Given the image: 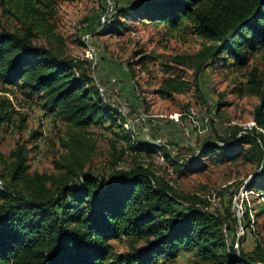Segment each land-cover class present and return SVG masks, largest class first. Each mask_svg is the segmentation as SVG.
<instances>
[{
    "label": "trees",
    "instance_id": "obj_1",
    "mask_svg": "<svg viewBox=\"0 0 264 264\" xmlns=\"http://www.w3.org/2000/svg\"><path fill=\"white\" fill-rule=\"evenodd\" d=\"M56 12L54 0H0V14L15 23L0 28V83L38 97L45 114L77 129L123 127L124 114L101 90L87 61L40 41L44 35L63 43L55 31ZM122 16L174 32L191 29L199 36L204 43L195 56V89L207 67L231 63L242 68L252 54L264 50V0H140L117 8L105 27L121 31ZM128 69L133 71L131 65ZM249 83L261 98L255 121L264 129V80L256 68L249 73ZM187 89V82L170 79L158 93L171 96ZM15 113L10 100L0 98V128L13 126ZM127 136L126 147L137 157L159 154L171 161L173 170L185 166L167 145ZM218 139L225 146L205 144L203 155L220 151L236 160L247 146L248 154L263 165L259 174L264 180L261 131L252 128ZM62 142L68 153L58 163L59 171L50 174L29 171L24 143H17L9 164L0 152V162L7 164L6 174L0 172V264H156L183 251L199 264H264L261 244L247 251L228 243L225 229L238 230V218L228 208L232 201L224 211L211 210L208 198L181 192L141 162L114 169L107 177L96 175L86 170L80 142ZM113 240L126 242L129 250L116 252Z\"/></svg>",
    "mask_w": 264,
    "mask_h": 264
},
{
    "label": "rangeland",
    "instance_id": "obj_2",
    "mask_svg": "<svg viewBox=\"0 0 264 264\" xmlns=\"http://www.w3.org/2000/svg\"><path fill=\"white\" fill-rule=\"evenodd\" d=\"M137 1L54 0L55 31L63 43L40 37L41 42L58 47L63 54L87 61L106 97L124 114L123 127L77 129L45 114L38 97L29 98L21 90L0 83V98L9 99L16 111L13 126L0 128V152L9 164L17 143H24L29 171L50 174L59 171L58 163H63L68 153L62 139H74L84 148L86 170L99 176L107 177L114 169H130L138 162L150 164L181 192L208 198L211 210L224 211L232 201L228 208L238 218V230L233 233L225 229L230 245L234 242L238 249L247 251L257 243L264 247V192H257L264 189L259 174L263 165L248 154L247 146L241 147L242 156L236 160L223 157L220 151L203 155L205 144L225 146L218 136L231 138L234 132L241 135L252 128L264 134L255 121L261 98L251 91L249 83L253 68L264 80V50L252 54L242 68L231 63L207 67L199 89H195V56L204 41L191 29L174 32L147 20H135L134 16L120 17V22H125L121 31L105 27L114 20L117 8ZM14 24L8 15L0 14V28L9 29ZM170 79L187 82L189 89L160 95L158 90ZM129 133L138 140L167 145L185 166L173 170L171 161L159 154L137 157L126 147ZM6 166L0 162V172L6 174ZM111 243L118 253L129 250L124 241ZM156 264L199 262L183 251L176 258H160Z\"/></svg>",
    "mask_w": 264,
    "mask_h": 264
},
{
    "label": "built area",
    "instance_id": "obj_3",
    "mask_svg": "<svg viewBox=\"0 0 264 264\" xmlns=\"http://www.w3.org/2000/svg\"><path fill=\"white\" fill-rule=\"evenodd\" d=\"M100 88H101L102 91H104V88L103 87H100ZM205 107H207V106H205ZM42 121H44V122H46L48 124V120L47 119L46 120L43 119ZM48 127H49V125H48Z\"/></svg>",
    "mask_w": 264,
    "mask_h": 264
}]
</instances>
